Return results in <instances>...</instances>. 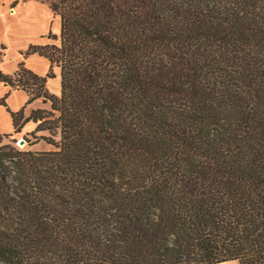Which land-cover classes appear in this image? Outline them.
Masks as SVG:
<instances>
[{"label":"trees","instance_id":"obj_1","mask_svg":"<svg viewBox=\"0 0 264 264\" xmlns=\"http://www.w3.org/2000/svg\"><path fill=\"white\" fill-rule=\"evenodd\" d=\"M45 1L49 71L0 70L50 102L0 97V264H264V0ZM28 121L52 149L2 143Z\"/></svg>","mask_w":264,"mask_h":264},{"label":"crops","instance_id":"obj_2","mask_svg":"<svg viewBox=\"0 0 264 264\" xmlns=\"http://www.w3.org/2000/svg\"><path fill=\"white\" fill-rule=\"evenodd\" d=\"M14 0H0V70L6 74L14 73L20 61L38 75L44 76L49 71L50 61L37 52L26 56L22 52L30 45L51 44L53 38L51 32L58 35L60 32V20L50 9L45 0H18L12 6ZM55 73V72H54ZM60 75V72H59ZM48 78L46 85L54 94L60 91V80ZM59 83H58V80ZM7 94V104L13 111L24 107V114L28 116L33 109L41 108L45 103L40 98L28 102L29 95L23 89H12L0 82V97ZM36 126L33 121H28L22 129L26 134ZM13 131V121L5 106L0 105V134ZM217 264H239L236 260L224 261Z\"/></svg>","mask_w":264,"mask_h":264},{"label":"rangeland","instance_id":"obj_3","mask_svg":"<svg viewBox=\"0 0 264 264\" xmlns=\"http://www.w3.org/2000/svg\"><path fill=\"white\" fill-rule=\"evenodd\" d=\"M53 42L56 43V44H59L60 43V40H59V38L53 39ZM52 71L55 72L56 78L59 77L58 79L60 80V75H59L60 67L58 65L54 64L53 67H52ZM59 80H58V83H59ZM46 87L49 90V92H51V88H48L47 85H46ZM57 93H59V91ZM40 99L42 100V98H40ZM42 107L49 109L50 102L49 101L46 102ZM37 134H46V131H39V132H37ZM25 137L28 138V139H30V141H33V137L30 134H24V133L21 132V133H17L15 135H13V138L15 139V141H11L10 138H7V139H4L2 141V143H11V144L17 146L20 149H26V148H32V149H35V150L52 149V146L49 145V144H47L43 140H40V141H38L36 143H33V144L29 145L28 144V141L25 139ZM21 138H24V140H25V143L24 144H19V140Z\"/></svg>","mask_w":264,"mask_h":264},{"label":"water","instance_id":"obj_4","mask_svg":"<svg viewBox=\"0 0 264 264\" xmlns=\"http://www.w3.org/2000/svg\"><path fill=\"white\" fill-rule=\"evenodd\" d=\"M24 143H25L24 138H21V139L19 140V144H24Z\"/></svg>","mask_w":264,"mask_h":264}]
</instances>
